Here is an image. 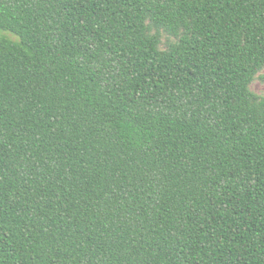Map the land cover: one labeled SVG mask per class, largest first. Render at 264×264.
Masks as SVG:
<instances>
[{"label": "trees", "instance_id": "obj_1", "mask_svg": "<svg viewBox=\"0 0 264 264\" xmlns=\"http://www.w3.org/2000/svg\"><path fill=\"white\" fill-rule=\"evenodd\" d=\"M264 0H0V264H264Z\"/></svg>", "mask_w": 264, "mask_h": 264}, {"label": "rangeland", "instance_id": "obj_2", "mask_svg": "<svg viewBox=\"0 0 264 264\" xmlns=\"http://www.w3.org/2000/svg\"><path fill=\"white\" fill-rule=\"evenodd\" d=\"M252 90L256 94L264 96V80H257L256 82H254L252 85Z\"/></svg>", "mask_w": 264, "mask_h": 264}]
</instances>
